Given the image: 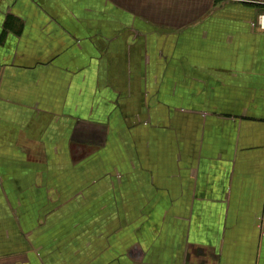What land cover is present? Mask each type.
I'll return each mask as SVG.
<instances>
[{
  "label": "crops",
  "instance_id": "1",
  "mask_svg": "<svg viewBox=\"0 0 264 264\" xmlns=\"http://www.w3.org/2000/svg\"><path fill=\"white\" fill-rule=\"evenodd\" d=\"M264 0H0V264H264Z\"/></svg>",
  "mask_w": 264,
  "mask_h": 264
},
{
  "label": "built area",
  "instance_id": "2",
  "mask_svg": "<svg viewBox=\"0 0 264 264\" xmlns=\"http://www.w3.org/2000/svg\"><path fill=\"white\" fill-rule=\"evenodd\" d=\"M257 25L260 27V29L264 30V15L258 16Z\"/></svg>",
  "mask_w": 264,
  "mask_h": 264
},
{
  "label": "rangeland",
  "instance_id": "3",
  "mask_svg": "<svg viewBox=\"0 0 264 264\" xmlns=\"http://www.w3.org/2000/svg\"><path fill=\"white\" fill-rule=\"evenodd\" d=\"M264 15V14H263Z\"/></svg>",
  "mask_w": 264,
  "mask_h": 264
}]
</instances>
